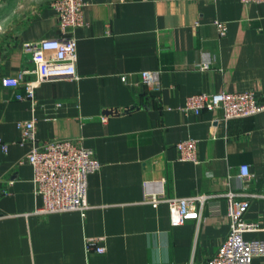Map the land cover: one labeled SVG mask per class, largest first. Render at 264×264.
<instances>
[{
    "label": "crops",
    "instance_id": "1",
    "mask_svg": "<svg viewBox=\"0 0 264 264\" xmlns=\"http://www.w3.org/2000/svg\"><path fill=\"white\" fill-rule=\"evenodd\" d=\"M83 1L85 24L73 29L78 78L43 81L34 103L3 79L33 68L25 42L61 34L57 12L52 0H0V138L8 145L0 144V264H205L230 231V190L250 200L246 217L261 228L246 237L264 238V110L229 120L221 109L183 110L202 92L254 90L264 101V2ZM216 20L227 23L225 36ZM144 70H160V83L145 84ZM25 119L36 121L35 143L21 141ZM56 138L93 149L101 162L88 173L84 211H38L43 197L26 155ZM189 138L199 163L179 158L177 143ZM147 191L212 197L200 220L173 226L168 204L153 206ZM90 237L106 251L87 250Z\"/></svg>",
    "mask_w": 264,
    "mask_h": 264
},
{
    "label": "built area",
    "instance_id": "2",
    "mask_svg": "<svg viewBox=\"0 0 264 264\" xmlns=\"http://www.w3.org/2000/svg\"><path fill=\"white\" fill-rule=\"evenodd\" d=\"M214 1V0H208ZM243 2L262 3L264 0H241ZM83 0H52L51 6L56 10L61 34L45 37L24 43V49L31 55L33 68H23L17 76L4 77L6 86H23L26 92L18 93L17 98H31L35 103V89L47 80L59 78L77 79V40L73 29L85 24ZM220 35L227 34L225 21L216 20ZM201 67H209L204 63ZM33 72L35 79H26V74ZM127 77L124 76L123 80ZM142 81L148 86L160 83V70H144ZM204 109L223 112L225 120L254 115L264 110L254 90L217 93L202 92L190 95L183 110L186 113L200 114ZM107 121V116L102 117ZM17 125L22 133L21 141H37L35 119L19 120ZM0 144L7 150V143L0 138ZM180 160L199 163L198 142L196 139H185L177 143ZM26 160L34 167V182L37 193L43 197L40 212L84 211L87 201L88 173L99 170L101 162L93 149L68 139L56 138L35 145L26 155ZM21 159L20 162H24ZM240 176L248 180L252 173L248 165L240 167ZM228 201V216L231 228L220 245L217 253L205 264H252L253 259L264 256V238H247L246 233L261 228L257 221L249 220L246 213L251 205L247 197L234 190L225 193ZM212 195L197 194L190 196H168L163 191L145 194V200L153 206L166 202L170 211L173 226L181 225L187 220L201 219V206ZM99 238H87V250L105 252L106 247L98 244Z\"/></svg>",
    "mask_w": 264,
    "mask_h": 264
}]
</instances>
